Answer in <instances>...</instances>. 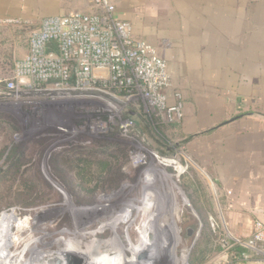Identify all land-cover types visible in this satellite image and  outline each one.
Here are the masks:
<instances>
[{
  "label": "rangeland",
  "instance_id": "rangeland-1",
  "mask_svg": "<svg viewBox=\"0 0 264 264\" xmlns=\"http://www.w3.org/2000/svg\"><path fill=\"white\" fill-rule=\"evenodd\" d=\"M15 29L1 31L0 40H10ZM24 29L20 42L25 45L32 29ZM8 48L9 42L0 44V50ZM14 63L12 57L0 64V80L13 78ZM12 93L0 89V264H48L47 259L66 258L72 251L84 257L81 264H90V247L96 250L114 234L120 245L92 264H212L229 251L224 192L180 139V128H172L137 92L120 96V108L96 97ZM127 113L139 122L136 130ZM102 143L118 147V153L104 155L110 172L84 189L50 163L52 154L72 146ZM13 148L23 157L10 160ZM149 215L147 229L153 232L162 224L175 235L155 254L149 253V240L137 243ZM16 252L19 260L10 263ZM104 252L92 251V256Z\"/></svg>",
  "mask_w": 264,
  "mask_h": 264
},
{
  "label": "crops",
  "instance_id": "crops-1",
  "mask_svg": "<svg viewBox=\"0 0 264 264\" xmlns=\"http://www.w3.org/2000/svg\"><path fill=\"white\" fill-rule=\"evenodd\" d=\"M110 2L133 36L167 61L168 93L184 97L179 137L224 192L231 244L212 264H238L229 256L235 250L251 254L244 264H264L243 243L264 221V0ZM96 9L91 0H0V31L17 28L10 36L16 60L29 51V41L20 42L24 28L39 27L46 16Z\"/></svg>",
  "mask_w": 264,
  "mask_h": 264
},
{
  "label": "built area",
  "instance_id": "built-area-1",
  "mask_svg": "<svg viewBox=\"0 0 264 264\" xmlns=\"http://www.w3.org/2000/svg\"><path fill=\"white\" fill-rule=\"evenodd\" d=\"M91 1L97 8L94 11H73L41 20L29 35L27 55L15 60L14 76L6 82V89L16 94L28 90L97 89L119 99L117 92H137L166 122L181 121L182 95L177 91L168 93L171 74L167 61L151 43L133 36L132 24L120 19L107 0ZM243 243L264 258V221L255 222L251 238ZM229 256L238 264L252 257L236 250Z\"/></svg>",
  "mask_w": 264,
  "mask_h": 264
},
{
  "label": "trees",
  "instance_id": "trees-1",
  "mask_svg": "<svg viewBox=\"0 0 264 264\" xmlns=\"http://www.w3.org/2000/svg\"><path fill=\"white\" fill-rule=\"evenodd\" d=\"M34 29L36 28H33L32 30ZM6 41L9 42L10 48L0 50V64L5 63L8 60L12 61L13 52L11 48V41L8 38H3L0 40V44H4ZM53 49L56 50L55 46H53ZM5 88L6 81L0 80V89ZM117 95L126 96L128 93L121 91L117 92ZM124 115L125 118L131 120V122L134 124L132 129L136 130L139 122L134 120V114L127 113ZM158 117L161 118L160 116ZM169 125L172 128H181L180 121L169 123ZM117 150L118 147H112L107 143H102L98 148H81L80 146H72L69 150H67V152L52 154L49 160L58 171H62L65 177L68 179L70 177L69 180L71 183L73 182L72 184L75 183L79 189H84L85 187H82L84 184H89L91 181L98 179L101 176L107 177L108 172H110V168L108 166V162L103 160L104 158L106 159L104 155L106 154L109 157H115L118 153ZM23 155V152L20 153L16 150V148H13L8 157L11 160L14 158H22ZM109 157H107V159ZM95 166L98 167L95 168ZM196 209H199L198 206H196ZM92 263L93 262H90V264Z\"/></svg>",
  "mask_w": 264,
  "mask_h": 264
},
{
  "label": "bare ground",
  "instance_id": "bare-ground-1",
  "mask_svg": "<svg viewBox=\"0 0 264 264\" xmlns=\"http://www.w3.org/2000/svg\"><path fill=\"white\" fill-rule=\"evenodd\" d=\"M108 103H110V105H111L110 107H114V104H112L111 102H108ZM148 172L150 175H152V173H154L151 171H148ZM144 201H145L146 208H148L149 210L152 209V197H151V195H147V197L144 199ZM146 212H148V211H146ZM149 217L150 218H149L147 225H145V224L143 225L144 228H143L142 237L140 239H138L137 243L139 244L143 241L146 242L149 240L150 243L152 242V246L149 249V253L155 254L156 251L162 250L165 246H167L169 244V242L172 244L174 239H175V235L172 232L166 233V225H162V224H159V227H157V229L155 231H153V232H155V234L153 232H151L150 226L147 229V226L151 221V216L149 215ZM74 220L75 221H82L84 219L81 217H79V218L76 217ZM37 231H40V230L37 229L35 232H37ZM163 233H164V236H162ZM120 242H121L120 237H118L116 234H114L113 238L111 240H108V241L102 242V243L100 241V243L98 244L100 247L97 248L96 250H94L90 247V249L88 250L89 254H90V258H91L90 262H93V260H95V259H100V258L103 259L104 256H106L111 251L112 248H114L116 246L118 247V245H120ZM102 248L105 251L104 254L102 255V257H93L92 256V251H94V253H95L99 249H102ZM152 249L154 251H152ZM72 252L73 253L68 255L66 258L63 256H57L55 258L47 259L48 264H50V263L52 264L53 262H56L57 260L62 261V264H73V263L81 264V261L83 260L84 257L82 255H80L79 253L75 255L74 251H72ZM12 255H13V253H12ZM9 257H10V260H9L10 263L16 262L17 260H19L17 257V252H16V254L14 253L13 256H9Z\"/></svg>",
  "mask_w": 264,
  "mask_h": 264
},
{
  "label": "water",
  "instance_id": "water-1",
  "mask_svg": "<svg viewBox=\"0 0 264 264\" xmlns=\"http://www.w3.org/2000/svg\"><path fill=\"white\" fill-rule=\"evenodd\" d=\"M15 93L13 92L12 95ZM11 95V94H9ZM19 96H47V97H96L106 100L114 104L117 108H120L124 105V102L117 98L116 96L97 89H68V90H28L18 92ZM51 264V263H50ZM52 264H62V261L57 260Z\"/></svg>",
  "mask_w": 264,
  "mask_h": 264
}]
</instances>
